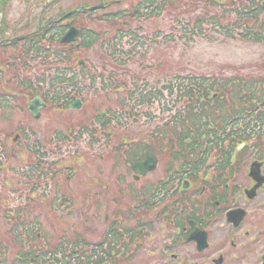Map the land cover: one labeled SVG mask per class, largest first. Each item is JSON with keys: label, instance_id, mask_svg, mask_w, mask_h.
Wrapping results in <instances>:
<instances>
[{"label": "rangeland", "instance_id": "obj_1", "mask_svg": "<svg viewBox=\"0 0 264 264\" xmlns=\"http://www.w3.org/2000/svg\"><path fill=\"white\" fill-rule=\"evenodd\" d=\"M160 1L147 0L152 2L147 7L142 0H0V44L11 42L0 45V246L5 251L9 240L11 249L23 257L27 248L23 242L28 239L31 247L44 246L38 254L31 250L35 254L31 264H93V240L104 245L102 250L116 253L123 242L134 253L123 258L114 254V264H162L170 263L163 257L168 252L175 251L178 262L194 247L193 241H177L176 250L170 248L172 229L177 234L176 225L184 223L169 201L152 206L148 196L147 206L139 208L135 200L179 164L190 165L192 155L199 160L207 155L204 165L211 171L222 162L240 105L230 104L235 84L242 76L264 77V0ZM248 3L249 12H242ZM139 4L145 7L137 13L134 8ZM154 7H162L160 13L146 17ZM119 11L123 17L114 15ZM54 23L58 27L45 31ZM71 25L79 34L71 45L60 44ZM61 26L65 27L58 31ZM126 26L138 35L123 38L119 46L129 54L117 59L110 47L104 48L108 43L115 47V41H109L117 39V28ZM246 29H251L250 35L258 30L260 41L242 37ZM88 31L99 34L90 46L82 43ZM200 74L227 84L217 91L219 108L203 118L207 124L186 119L189 113L174 100L179 98L176 92L169 95L164 89L162 96L145 99L158 83L171 82L164 80L179 75L185 81L186 76ZM103 81L109 87L101 90ZM259 86L251 84L253 95ZM36 95L47 104L33 117L29 108L36 107ZM77 98L80 106L73 107ZM250 102L244 101L245 106ZM175 115L184 120V129L176 125ZM186 130L193 137L202 133L204 153L199 146L191 153L179 143ZM190 143L186 139V147ZM130 146V151L148 146L158 162L135 182L130 165L142 155L128 157ZM207 146L213 147L209 153ZM220 146L224 148L217 151ZM202 166L193 180L201 181ZM259 199L264 204V196L257 193L255 200L241 198L238 206L247 211L250 227L259 220L255 212L263 205ZM259 217L264 220V210ZM175 220L173 228L169 222ZM56 246L57 254L52 250ZM151 251L163 259L148 255Z\"/></svg>", "mask_w": 264, "mask_h": 264}, {"label": "flooded vegetation", "instance_id": "obj_2", "mask_svg": "<svg viewBox=\"0 0 264 264\" xmlns=\"http://www.w3.org/2000/svg\"><path fill=\"white\" fill-rule=\"evenodd\" d=\"M259 143H262V146L253 148L254 151L259 153H254L248 157L238 155L222 156V162L215 165L217 167L215 171L207 170L205 167L207 158L205 165L203 164L200 171L202 175L201 181H196L192 178L198 171L184 173L175 171L168 172L164 180L154 184L153 197L154 194L159 196V190L161 189L168 193H173L177 184V188L184 189L185 193L186 191L190 193V187L194 188L192 196L188 198V218L184 221L183 226L179 227V225H176L178 220L169 222L173 228L176 225L178 230L180 229L177 234L172 229L169 246L176 250L175 244L177 241H193L195 248L190 246L191 249L185 251V257H181L183 263L181 261L177 262V253L171 251L173 254L168 252L167 256H163L164 258H169L171 260L170 263L163 262L162 264H186V261L191 259L195 260L191 264H264V224L258 223L260 220L264 223V220L259 217L264 210L263 201L259 199L263 205L255 207L259 220L254 224V227H250L246 221L247 211L242 207H238L241 205V198L245 202V197L249 200H255L257 193L264 196V181L260 180V176L251 177L246 169L243 170L244 165L235 163L239 159L245 158L250 163L258 161L261 168L260 174L264 176V140L259 141ZM1 154L3 155L2 152ZM231 160L234 164H231ZM241 167L242 169H240ZM262 179L264 180V178ZM197 188L199 189L198 192H196ZM201 195H204V197L201 198ZM159 202V198L155 197V203L158 204ZM169 206L170 208L175 207L173 202ZM258 208L260 210L256 211ZM9 211L11 215L15 216V209H10ZM193 225L205 233L204 238L200 231L193 232L195 229ZM245 227L246 230H242ZM87 242L88 244L91 243L89 240ZM7 243L6 251L4 246H0V264L32 263L34 258L31 256L32 247L30 241L23 242L27 248L21 258L11 249L12 244H9V240ZM92 243L90 253H93L91 257L93 264H101V262L104 264L112 262L114 264L111 260L115 259L114 254H120V258H123L134 253L132 250H127L123 246V242L119 244L120 250L117 253L113 250L104 251L106 249L104 245H96L95 240ZM111 246L112 244L109 245V247ZM179 246L181 245L179 244ZM99 247L101 250H98ZM194 251L196 255L193 254ZM109 252L110 256L107 255ZM148 252V255L153 254L155 255L154 257L158 256L163 259L162 256L155 254V251H151L152 253Z\"/></svg>", "mask_w": 264, "mask_h": 264}, {"label": "trees", "instance_id": "obj_3", "mask_svg": "<svg viewBox=\"0 0 264 264\" xmlns=\"http://www.w3.org/2000/svg\"><path fill=\"white\" fill-rule=\"evenodd\" d=\"M142 1H143V4L146 5L147 7L152 5V2L148 3L147 0L146 1L142 0ZM140 6L141 5L139 4L138 7L136 6L134 8L137 13H138V9L140 10L139 11V13H140L142 7H145V6H141V8H140ZM149 9H150L149 10V12H150L149 16H151V15H153V13H155V14L160 13L162 8L161 9L160 8L155 9V7H154V8H149ZM114 15L118 18L123 17L122 11H119ZM196 21L198 22V20H196ZM255 23H256V20L253 24L255 25ZM194 24H195V22H194ZM195 25H197V24H195ZM198 26H199V24H198ZM52 27L53 26H51L49 29H51ZM54 27L56 28L58 26L55 25ZM49 29H47L46 31H48ZM60 29H62V28L61 27L58 28V31ZM122 29L123 28H117L115 30V32H116L115 37H117V39L116 40L112 39L111 41H109V42L115 41V43L113 42L114 46L116 47L115 48L116 50H114V51L117 54L118 58L120 57V54L123 53V49H121V48L119 49V47H118V43L120 42V38H121ZM192 32H195V30H192ZM58 33L59 32H57L54 35H59ZM128 33L134 34L131 30H128ZM250 34H251V29H246V32L243 33V36H242V34L240 36L245 37V38H250V36H252V38H254L255 40H257V38H259V37H262V36H258L256 34H253V35H250ZM228 35H230V34H228ZM85 36L86 37L84 38L82 43H83V45H86V46H90L92 44H95L96 41L99 39L98 33L97 34L90 33V31L86 32ZM51 37H54V36H51ZM257 41H260V38ZM69 45H71V44H69ZM111 46L112 45L108 43V45L106 46V48H104V50L107 51V48L111 47ZM84 74H87V73L82 72L80 75H84ZM204 77L205 76H203L202 78L192 77V78H190V80L184 81L182 79V77H180L179 75H175L174 80H173V78L166 80V81H171L168 85L164 84L161 86V88H159V85H157L158 86L157 88H155L153 91L148 92L145 99L147 101H151V99L156 98L157 95L162 96L164 89H168V92L171 94H174L176 92L177 95L179 96L178 101H180V104H182V107L184 106V108H186L187 113H189L188 115L186 113V115H187L186 119L187 118L190 119L192 121V124H194V125L203 124V123L207 124V122H205V120L203 121V118L205 116H207V114L212 115V113H214L215 110H217L219 108V105L217 104V100L219 97L217 99L209 98V90L219 91L221 86L225 87L227 84H224V83H226L224 80L222 82H220L218 80V78L216 79L215 77H213V78H209V77L204 78ZM172 81H174L173 84H172ZM252 83L253 84L258 83L261 85L262 89H264V78L263 77L260 78V80L251 81V83H249L247 76H243L238 81V83L235 84V90L233 91V93H234L233 94V101L234 102L238 101L240 103V105H238L239 110L237 112L234 111V114L237 115V119H238L237 122H239V123L240 122L244 123V124L247 123V121L243 120L244 118H246V116L245 117L241 116V115L245 114V110H247L245 104L242 103V101H246V97H248V95L246 93L251 91V84ZM259 90H260V87H259ZM134 92H137V90ZM201 96H204V97L200 98ZM210 103H211V105L208 108L207 105ZM178 111H180V110H178ZM196 113H198V115H201V116L198 117ZM224 117H226V116H224ZM174 121L176 122L177 126L183 127V129H184V120L183 119H180L179 116L175 115ZM203 127L206 128V126H203ZM177 128L179 129V127H177ZM245 133L246 132L243 129L239 130L238 140L243 139V137H245ZM187 134H188V136H187ZM191 134L192 133H188V131L186 130L184 136L182 134L183 139H181L182 136L179 135L180 140H182L179 143L182 144L184 146V148L191 149L190 151L192 153L193 152L192 149L194 146L196 148H198V146L201 148V146H202L201 143L203 141V137H202V133H201V135L198 134L194 137L191 136ZM184 138H185V140H184ZM186 139L191 140V143H190V145H188V147H186L187 144H185ZM131 153H135V155H139L140 154V148L136 147L134 149V151H131L129 153L130 157L132 156Z\"/></svg>", "mask_w": 264, "mask_h": 264}, {"label": "water", "instance_id": "obj_4", "mask_svg": "<svg viewBox=\"0 0 264 264\" xmlns=\"http://www.w3.org/2000/svg\"><path fill=\"white\" fill-rule=\"evenodd\" d=\"M76 33H77V30L75 28H71L69 32L61 39V42H68L70 40H73L76 37ZM30 110L33 111L32 108H30ZM144 164H148V163L145 162Z\"/></svg>", "mask_w": 264, "mask_h": 264}]
</instances>
